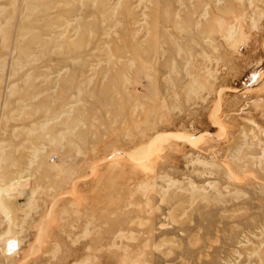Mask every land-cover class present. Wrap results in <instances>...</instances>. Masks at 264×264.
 I'll list each match as a JSON object with an SVG mask.
<instances>
[{
  "label": "rangeland",
  "instance_id": "obj_1",
  "mask_svg": "<svg viewBox=\"0 0 264 264\" xmlns=\"http://www.w3.org/2000/svg\"><path fill=\"white\" fill-rule=\"evenodd\" d=\"M0 264H264V0H0Z\"/></svg>",
  "mask_w": 264,
  "mask_h": 264
}]
</instances>
